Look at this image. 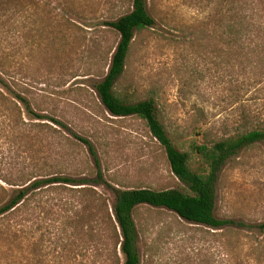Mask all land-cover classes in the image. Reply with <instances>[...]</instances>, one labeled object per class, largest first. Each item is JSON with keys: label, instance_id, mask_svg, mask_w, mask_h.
Masks as SVG:
<instances>
[{"label": "rangeland", "instance_id": "obj_1", "mask_svg": "<svg viewBox=\"0 0 264 264\" xmlns=\"http://www.w3.org/2000/svg\"><path fill=\"white\" fill-rule=\"evenodd\" d=\"M46 1L68 22L63 43L55 45L53 35L40 51L29 54L25 77L13 66L12 89L22 88L32 110L43 117L40 121L24 117L34 126L31 130H43L38 139L41 151L34 153L35 147L26 157L54 164L55 175H86L93 162L78 140L84 139L98 154L107 186L175 188L164 155L144 123L112 117L95 92L104 67L99 60L118 41L104 25L127 14L129 0H62V7L55 0ZM147 8L155 27L135 37L115 85L118 96L153 100L158 121L173 145L185 153L192 144L203 143L202 133L213 139L230 135L244 114L259 111L264 104L260 82L264 74L232 66L227 56L213 53L228 49L203 30L213 9L206 0H148ZM53 120L61 124L54 125ZM95 190L111 200L106 186ZM215 216L235 223L264 222V143L240 152L222 168L215 187ZM134 223L140 264H249L250 242L241 235L189 224L165 209L140 208ZM45 225L55 226L50 219Z\"/></svg>", "mask_w": 264, "mask_h": 264}, {"label": "trees", "instance_id": "obj_2", "mask_svg": "<svg viewBox=\"0 0 264 264\" xmlns=\"http://www.w3.org/2000/svg\"><path fill=\"white\" fill-rule=\"evenodd\" d=\"M147 1L129 0L127 14L105 23L118 41L99 60L104 67L95 92L112 117L144 123L176 181L175 188L160 190L107 186L98 154L84 139L78 140L93 162L86 175H55L54 164L41 158L30 162L26 154L35 147L34 153L41 151L38 139L43 130H31L34 126L24 117L39 121L43 117L32 110L22 88L12 89L13 66L25 77L29 54L40 51L53 35L55 45L63 43L68 21L55 8L49 9L46 0H0V264H140L134 217L143 207L165 209L189 224L241 235L250 242L249 264H264V222L235 223L215 216V187L222 168L240 152L264 143V104L258 112L244 114L232 134L213 139L202 133L203 143L192 144L185 153L173 145L158 121L153 100L133 101L115 92L135 37L155 27ZM206 1L213 9L203 30L228 49L213 53L227 56L232 66L264 74V0ZM55 2L63 6L62 0ZM98 186L107 187L111 200L96 192ZM46 218L55 226H46Z\"/></svg>", "mask_w": 264, "mask_h": 264}]
</instances>
